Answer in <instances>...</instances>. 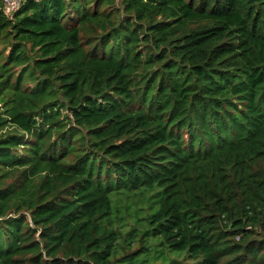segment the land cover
<instances>
[{"label":"trees","instance_id":"trees-1","mask_svg":"<svg viewBox=\"0 0 264 264\" xmlns=\"http://www.w3.org/2000/svg\"><path fill=\"white\" fill-rule=\"evenodd\" d=\"M115 1L0 4V264H264V0Z\"/></svg>","mask_w":264,"mask_h":264},{"label":"built area","instance_id":"built-area-1","mask_svg":"<svg viewBox=\"0 0 264 264\" xmlns=\"http://www.w3.org/2000/svg\"><path fill=\"white\" fill-rule=\"evenodd\" d=\"M0 4L7 15H12L22 7L24 0H0Z\"/></svg>","mask_w":264,"mask_h":264},{"label":"rangeland","instance_id":"rangeland-1","mask_svg":"<svg viewBox=\"0 0 264 264\" xmlns=\"http://www.w3.org/2000/svg\"><path fill=\"white\" fill-rule=\"evenodd\" d=\"M25 1H26V0H24V2H25ZM121 1H122V0H116V1H115V5H114V7H115V8H120V9H121V7H122V5H121ZM114 7H113V8H114ZM182 261H183V260H182ZM182 261H181V262H182Z\"/></svg>","mask_w":264,"mask_h":264}]
</instances>
